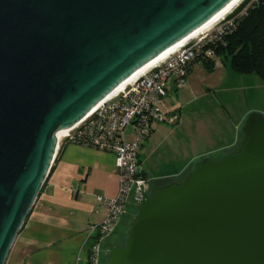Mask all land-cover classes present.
Wrapping results in <instances>:
<instances>
[{
	"label": "water",
	"instance_id": "water-1",
	"mask_svg": "<svg viewBox=\"0 0 264 264\" xmlns=\"http://www.w3.org/2000/svg\"><path fill=\"white\" fill-rule=\"evenodd\" d=\"M232 1L0 0V264L58 133ZM240 132L231 152L194 163L181 182L139 185L127 239L106 263L264 264V116L249 114Z\"/></svg>",
	"mask_w": 264,
	"mask_h": 264
},
{
	"label": "crops",
	"instance_id": "crops-1",
	"mask_svg": "<svg viewBox=\"0 0 264 264\" xmlns=\"http://www.w3.org/2000/svg\"><path fill=\"white\" fill-rule=\"evenodd\" d=\"M195 69L206 72L201 64H195L184 87L177 89L172 81L166 84L164 109L174 117V123H154L141 147L138 164L146 190H151L152 185L159 188L171 181L180 182L194 163L220 156L238 144L240 128L247 115L233 122L232 133L219 125H211L207 116L210 112L197 109L198 114L194 111L195 115L190 118L186 115L190 106L214 93L209 87L201 90L194 85ZM222 72L225 77L232 76L225 68ZM215 100L214 105L221 111L219 115L230 118L222 102ZM127 139H132L130 130H127ZM117 192L114 155L69 143L60 144L51 171L5 264H87L97 234L90 232V228L101 224L106 215L97 197L111 199ZM133 208L136 206L130 198L112 235L102 243L104 251L126 241L134 218L131 216Z\"/></svg>",
	"mask_w": 264,
	"mask_h": 264
},
{
	"label": "built area",
	"instance_id": "built-area-1",
	"mask_svg": "<svg viewBox=\"0 0 264 264\" xmlns=\"http://www.w3.org/2000/svg\"><path fill=\"white\" fill-rule=\"evenodd\" d=\"M232 26L231 21L223 20L198 39L188 42L120 92L104 99L64 137L58 138V148L60 144L69 143L108 152L115 158L118 192L111 199L97 197L106 215L101 224L90 228V232L96 231L97 234L87 264H100L101 245L112 235L130 198L137 207L141 202L139 185L145 187L138 164L141 147L154 123H174V117L164 109L166 84L172 81L175 88L184 87L191 68L213 59L210 46ZM129 129L131 140L127 139Z\"/></svg>",
	"mask_w": 264,
	"mask_h": 264
},
{
	"label": "trees",
	"instance_id": "trees-1",
	"mask_svg": "<svg viewBox=\"0 0 264 264\" xmlns=\"http://www.w3.org/2000/svg\"><path fill=\"white\" fill-rule=\"evenodd\" d=\"M224 21L233 26L210 46L213 59L201 65L212 72L218 59L233 74L264 82V0H240Z\"/></svg>",
	"mask_w": 264,
	"mask_h": 264
},
{
	"label": "rangeland",
	"instance_id": "rangeland-1",
	"mask_svg": "<svg viewBox=\"0 0 264 264\" xmlns=\"http://www.w3.org/2000/svg\"><path fill=\"white\" fill-rule=\"evenodd\" d=\"M219 63L220 61L215 59V67L212 72H208L209 74L206 73L207 71L200 73L201 71L195 69L193 73V80H195L194 85H197L201 90L205 86L209 87L212 89L211 92L213 91L214 93H211L210 97L200 99L197 104L190 106V108L187 109L185 113L188 115V118H190L192 115H195L192 114L194 111H196V114H198L197 109L199 111H206L207 113L210 112L207 114V116L208 119L212 121L211 125H219L223 129H226L228 133H232L233 122L236 120L241 121L244 115L248 116L251 113H259L264 116V82L254 76H241L233 74L227 66H221ZM224 68L228 70L233 77H225V74L223 75L222 72V69ZM215 98L222 102L227 112H229L231 116L230 118L226 119L224 117L225 115H219L221 111H219L214 105V101H216ZM205 103H207L208 106H205ZM240 140L241 132L238 142ZM200 147L201 146L199 144L198 148ZM220 157L221 154L220 156L214 155L213 159H219ZM132 213L133 214L131 216L134 217L137 213V206L136 208H133ZM131 221H133V218ZM124 243L125 240L120 243V246H122ZM103 252L104 246L101 245V256ZM105 258L107 262L108 252Z\"/></svg>",
	"mask_w": 264,
	"mask_h": 264
},
{
	"label": "bare ground",
	"instance_id": "bare-ground-1",
	"mask_svg": "<svg viewBox=\"0 0 264 264\" xmlns=\"http://www.w3.org/2000/svg\"><path fill=\"white\" fill-rule=\"evenodd\" d=\"M239 1L240 0H233L227 7H225L215 17H213L206 25H204L202 28H200L199 30H197L196 32H194L192 35H190L189 37H187L185 40H183L182 42H180L179 44H177L176 46H174L170 50H168L165 53H163V55H161L160 57H158V59H156L155 61L151 62L146 67H144L143 69H141L140 71H138L137 73H135L132 77H130L124 83H122L108 97H111V96L117 94L118 92H120L123 88H125L126 86H128L129 84H131L136 78L142 76L148 70H150L151 68H153L154 66H156V64H158L159 62H161L163 59L167 58L168 55H170L173 52L177 51L178 49L182 48L188 42L193 41L195 39H198L200 36H202L205 33H207L213 27H215L216 25L220 24V22H222L223 20H225V16L232 10V8H234L237 5V3ZM67 132H69V130L59 132L58 135H57L58 138L60 139V138L64 137Z\"/></svg>",
	"mask_w": 264,
	"mask_h": 264
},
{
	"label": "flooded vegetation",
	"instance_id": "flooded-vegetation-1",
	"mask_svg": "<svg viewBox=\"0 0 264 264\" xmlns=\"http://www.w3.org/2000/svg\"><path fill=\"white\" fill-rule=\"evenodd\" d=\"M232 150H233V149H231V150L225 152V154L228 153V152H231ZM106 254H107V252L104 251L103 254H102V256H101L100 264H105V263H106V260H105V259H106V258H105V257H106ZM106 264H107V263H106Z\"/></svg>",
	"mask_w": 264,
	"mask_h": 264
}]
</instances>
